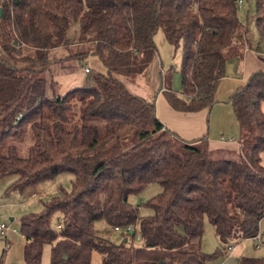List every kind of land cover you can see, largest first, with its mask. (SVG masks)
<instances>
[{
    "label": "trees",
    "instance_id": "1",
    "mask_svg": "<svg viewBox=\"0 0 264 264\" xmlns=\"http://www.w3.org/2000/svg\"><path fill=\"white\" fill-rule=\"evenodd\" d=\"M255 7L254 45L238 0H1L0 180L18 175L13 187L23 190L74 175L70 190L20 219L24 264H42L46 244L51 264H93L94 251L102 264H209L224 251L204 250L206 219L223 243L237 233L262 238L264 72L230 97L241 144L231 156L209 150L207 136L184 141L158 118L154 100L118 77L148 72L162 27L170 44L183 43L181 91L165 88L168 102L185 112L212 107L238 45L264 50V0ZM58 47L78 48V59L96 54L107 73L47 96L42 73ZM30 48L34 55H25ZM154 182L162 192L146 204L153 213L142 215L129 197ZM99 221L124 240L96 235ZM239 264H264V256L242 255Z\"/></svg>",
    "mask_w": 264,
    "mask_h": 264
},
{
    "label": "rangeland",
    "instance_id": "2",
    "mask_svg": "<svg viewBox=\"0 0 264 264\" xmlns=\"http://www.w3.org/2000/svg\"><path fill=\"white\" fill-rule=\"evenodd\" d=\"M242 1L243 4H240L238 0L239 15L248 24L250 38L253 39L258 36L253 17L256 11L255 0ZM72 30L73 28L70 33H72ZM154 40L158 49L156 64L148 72L135 78L120 75L118 77L127 83L130 90L146 96L148 100H154L156 104L157 92L162 83L166 85L165 88L173 92L181 91L183 43L170 44L162 27L154 35ZM77 49L76 47H58L50 50V61L42 73V76L46 79L47 96L64 95L72 88L86 85L96 73H107L106 66L96 54L91 52L82 59H78L73 56L74 53H77ZM81 51L83 50L81 49ZM24 54L34 55L33 49H25ZM27 65L30 68L37 67L34 63ZM73 111L79 116L80 103L77 99L73 100ZM217 112H215L213 120L210 117V133L212 132V135L218 139L225 137L238 138L239 125L235 117L233 116V120L230 121L225 111ZM93 122L96 123V121ZM17 179L18 175L14 174L0 180V224L12 225V230L7 236L0 233V264H24V238L21 233L20 219L26 214L42 212L45 202L57 195L61 189L70 190L74 175L70 172L63 173L56 178L30 185L23 190L13 187ZM162 189L163 187L159 183H151L140 193L132 194L129 201L133 205H140L142 215L151 214L153 210L146 204L151 198L161 193ZM60 215V213H56L52 217L53 226H57ZM95 231L99 237L106 238L116 244L124 240L120 230L110 228L104 221L96 223ZM261 233L260 242L253 238L246 239L239 251L241 250L244 254L250 256H264V221L261 224ZM214 241H219L221 245H225L242 241V239H240V234L237 233L233 241L221 242L215 234L213 225L206 219L203 248L207 251H213L216 248ZM133 244L140 246L143 243L137 238L133 241ZM92 262L93 264H102V254L94 251ZM42 264H51V245L49 244L44 247Z\"/></svg>",
    "mask_w": 264,
    "mask_h": 264
},
{
    "label": "crops",
    "instance_id": "3",
    "mask_svg": "<svg viewBox=\"0 0 264 264\" xmlns=\"http://www.w3.org/2000/svg\"><path fill=\"white\" fill-rule=\"evenodd\" d=\"M242 22L245 23L243 20ZM257 40L258 36L252 39L254 45ZM157 60L156 55L151 68L156 64ZM258 71L264 72V50H257L255 46H251L247 42L244 45L239 44L237 54L231 56L227 60L226 75L220 80L216 92V102L212 107L204 108L196 112L176 110L168 102L164 94L166 85L162 83L156 96V114L167 129L176 133L184 141L192 142L203 136H207L208 147L212 152H223V154L228 156L233 154L237 155L241 146L239 142L240 129L239 137L236 139L233 137H225L221 139L215 138L212 135L213 133H210V117L211 120H213L215 112H221L223 110L227 113L230 121L233 120V116L235 117V114L230 102V97L237 89L246 85L253 74ZM124 83L127 86V83ZM130 91L134 94L137 93L136 95L142 96L141 94H138V92H134L132 90ZM176 93L180 94V92ZM142 97L146 98V96ZM262 110L264 111V102L262 103ZM261 157V164L264 166V152ZM245 240L246 239H242V241L225 245H221L219 241H214L216 247H222L224 253L218 260L212 261L209 264H239V258L242 255H248L244 254L241 250V252L239 251L240 248L242 249ZM230 246L233 247V250L226 254L225 251Z\"/></svg>",
    "mask_w": 264,
    "mask_h": 264
},
{
    "label": "built area",
    "instance_id": "4",
    "mask_svg": "<svg viewBox=\"0 0 264 264\" xmlns=\"http://www.w3.org/2000/svg\"><path fill=\"white\" fill-rule=\"evenodd\" d=\"M239 3L240 4H243V1L242 0H239ZM87 70V69H86ZM118 230V228H116ZM127 229H131L130 227H128ZM12 230V225L11 224H6V223H1L0 224V233L2 235H6ZM16 230V229H15ZM255 240H257L258 242L261 241V237H260V234H258L256 237H255ZM233 250V247L230 246L227 248V250L225 251V253H229Z\"/></svg>",
    "mask_w": 264,
    "mask_h": 264
},
{
    "label": "water",
    "instance_id": "5",
    "mask_svg": "<svg viewBox=\"0 0 264 264\" xmlns=\"http://www.w3.org/2000/svg\"><path fill=\"white\" fill-rule=\"evenodd\" d=\"M2 16V8H0V18ZM64 258H66V256H64Z\"/></svg>",
    "mask_w": 264,
    "mask_h": 264
}]
</instances>
